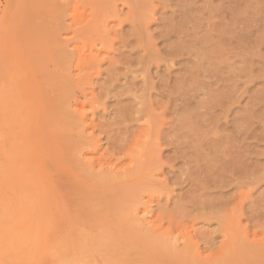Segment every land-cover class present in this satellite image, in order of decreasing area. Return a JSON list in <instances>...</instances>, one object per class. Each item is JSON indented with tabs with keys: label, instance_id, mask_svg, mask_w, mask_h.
Wrapping results in <instances>:
<instances>
[{
	"label": "rangeland",
	"instance_id": "obj_1",
	"mask_svg": "<svg viewBox=\"0 0 264 264\" xmlns=\"http://www.w3.org/2000/svg\"><path fill=\"white\" fill-rule=\"evenodd\" d=\"M23 203L107 264H264V0H0L4 229Z\"/></svg>",
	"mask_w": 264,
	"mask_h": 264
},
{
	"label": "bare ground",
	"instance_id": "obj_2",
	"mask_svg": "<svg viewBox=\"0 0 264 264\" xmlns=\"http://www.w3.org/2000/svg\"><path fill=\"white\" fill-rule=\"evenodd\" d=\"M11 162H16L13 156ZM26 210L27 206L24 203L20 209L21 215H18L17 208H11L7 230L1 226L2 219H0V249L9 251L12 264H107L109 252L106 251V247L110 241L107 240L106 243L108 229H103L98 239L85 233L84 238L80 239L81 234L78 235L79 239L76 236V239L73 238L74 236L68 237L69 240L56 238L51 246L43 247V218L39 217L38 221L32 219L34 227L31 229L32 224L26 217ZM123 233L127 235V232L123 231ZM126 239H128L127 247L130 248L128 235L125 236ZM128 259L131 260L130 257Z\"/></svg>",
	"mask_w": 264,
	"mask_h": 264
}]
</instances>
